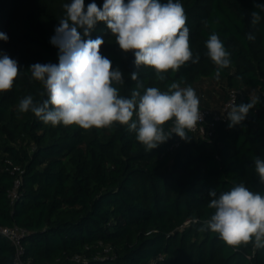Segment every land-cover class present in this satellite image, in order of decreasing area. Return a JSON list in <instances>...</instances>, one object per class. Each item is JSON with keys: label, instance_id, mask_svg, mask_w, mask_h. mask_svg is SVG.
<instances>
[{"label": "trees", "instance_id": "16d2710c", "mask_svg": "<svg viewBox=\"0 0 264 264\" xmlns=\"http://www.w3.org/2000/svg\"><path fill=\"white\" fill-rule=\"evenodd\" d=\"M66 2L0 0V31L9 37L0 41V49L23 72L11 90L0 93V227L25 228L23 259L32 264H264V249L249 244L234 250L192 222L214 212L208 208L209 190L219 195L243 182L264 192L254 164V158L264 159V11L256 8L264 0H179L191 50L200 59L175 74L169 70L163 82L154 69H137L134 55L119 48L106 24H97L90 38L105 40L101 54L123 72L122 95L130 96L135 87L134 71L145 88L162 91L173 81L193 88L214 77L216 65L206 55L205 41L215 31L233 62L221 71L222 89L245 87L237 104L260 98L241 125L230 129L222 118L206 138L189 131L185 141L173 134L149 152L125 126L53 127L18 111L27 95L40 102L47 98L28 69L59 63V49L50 39ZM84 2L86 7L93 0ZM103 2L95 0L101 8ZM252 11L261 15L255 25ZM248 33L256 39L247 40ZM170 127L168 122L165 129ZM16 180L21 185L13 201L9 192ZM16 256L15 244L0 232V264H17Z\"/></svg>", "mask_w": 264, "mask_h": 264}, {"label": "clouds", "instance_id": "9594fccd", "mask_svg": "<svg viewBox=\"0 0 264 264\" xmlns=\"http://www.w3.org/2000/svg\"><path fill=\"white\" fill-rule=\"evenodd\" d=\"M62 8L64 14L50 39L59 49V63H35L28 69L31 78L43 85L40 95L46 94L47 98L40 102L27 95L19 101L18 111L31 112L53 127L77 125L88 130L125 126L128 132L135 133L146 152L158 148L173 134L187 141L189 131L203 120L194 88L181 87L182 81L171 82L166 91L145 88L139 72L134 71L130 76L135 87L130 96L122 95L118 86L125 84L123 72L119 67L113 69L112 61L101 54L105 40L100 36L90 38L98 23L106 24L119 48L134 55L135 67L154 69L157 80L163 82L169 70L175 74L200 59L190 47V29L182 3L104 0L101 8L95 0L86 7L84 0H70ZM256 8L264 11V4ZM260 20V12L252 11L251 23L255 25ZM203 23L209 26L207 20ZM8 39L0 31V41ZM246 39L254 41L256 37L248 33ZM205 47L206 55L216 65L215 79L219 80L221 71L232 66V54L215 31L205 41ZM22 75L18 62L0 49V93L11 90ZM257 103L259 97L240 104L233 99L225 117L228 128L241 125ZM168 122L171 127L166 130ZM254 164L259 182L264 185V159L256 157ZM208 196V208L214 212L203 221L193 218V223L202 225L199 231L218 234L234 250L249 244L256 250L264 249V192L253 191L241 182L219 195L209 190Z\"/></svg>", "mask_w": 264, "mask_h": 264}, {"label": "built area", "instance_id": "2783aa9c", "mask_svg": "<svg viewBox=\"0 0 264 264\" xmlns=\"http://www.w3.org/2000/svg\"><path fill=\"white\" fill-rule=\"evenodd\" d=\"M242 90L238 88H230L227 91V98L223 102L220 110H211L207 109L205 107L200 108L203 116L202 122H198L196 128L194 130H191L192 132L200 135L203 138L208 137L212 133V129L214 127V124L216 121L225 118L227 115V112L229 109V104L233 101V99H238L239 93H241ZM178 145V142L175 143ZM21 185L20 180H16L14 187L10 190L9 196L14 201L18 197V188ZM0 232L7 237L12 243L15 244L17 248V256H16V263L17 264H32L29 260H24L22 255L24 253V246L22 244V238L26 232L25 228L15 225L11 227H0ZM76 258L79 259L78 256ZM153 264V263H151Z\"/></svg>", "mask_w": 264, "mask_h": 264}, {"label": "rangeland", "instance_id": "374dc122", "mask_svg": "<svg viewBox=\"0 0 264 264\" xmlns=\"http://www.w3.org/2000/svg\"><path fill=\"white\" fill-rule=\"evenodd\" d=\"M223 84H226V81L222 79L216 80L214 76L211 78H203L199 80V82H197L193 88L196 91L198 98L200 99V103H203L202 101H205L206 99H208V96H210L209 101H211L213 104L208 102L207 105L205 104L206 108L211 109V110L215 109L216 111L220 109V104L221 103L223 104V102L226 100L227 91L230 88H238L243 91L247 90L245 87L240 86V85H235L233 87L227 86V88L225 89V95H224L223 94L224 90L222 89Z\"/></svg>", "mask_w": 264, "mask_h": 264}, {"label": "crops", "instance_id": "0c3cea01", "mask_svg": "<svg viewBox=\"0 0 264 264\" xmlns=\"http://www.w3.org/2000/svg\"><path fill=\"white\" fill-rule=\"evenodd\" d=\"M223 94L225 95V91L223 92ZM223 94H222V95H223ZM209 97H210V96H208V99H206L205 101H202L203 103H200V107H205V108H206V105H207L208 102H210L211 104H213L211 101H209V100H210ZM205 104H206V105H205ZM213 106H214V105H213ZM221 106H222V103L220 104V109H221ZM220 109H219V110H220ZM212 110H215V109H212Z\"/></svg>", "mask_w": 264, "mask_h": 264}]
</instances>
